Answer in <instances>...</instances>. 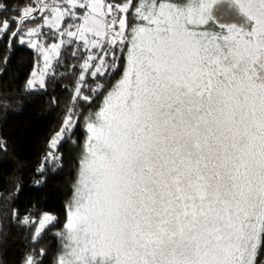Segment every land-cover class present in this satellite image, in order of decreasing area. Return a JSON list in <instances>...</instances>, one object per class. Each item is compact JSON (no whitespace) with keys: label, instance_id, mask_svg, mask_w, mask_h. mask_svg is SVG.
Wrapping results in <instances>:
<instances>
[{"label":"snow or ice","instance_id":"snow-or-ice-1","mask_svg":"<svg viewBox=\"0 0 264 264\" xmlns=\"http://www.w3.org/2000/svg\"><path fill=\"white\" fill-rule=\"evenodd\" d=\"M45 10L58 38L47 48L32 39L38 28L22 30L33 11ZM8 33L37 49L45 69L65 44L88 53L50 139L52 162L62 160L53 150L76 127L75 101L90 104L105 89L99 81L90 87L85 74L110 76L125 61L85 118L53 264H261L264 0H40L19 20L0 21V36ZM56 220L43 214L33 240ZM25 264L41 261L29 255Z\"/></svg>","mask_w":264,"mask_h":264},{"label":"trees","instance_id":"trees-1","mask_svg":"<svg viewBox=\"0 0 264 264\" xmlns=\"http://www.w3.org/2000/svg\"><path fill=\"white\" fill-rule=\"evenodd\" d=\"M36 2L38 0H0V5L4 6L0 21L19 20L21 13L34 7ZM115 2L123 3V0ZM43 21L44 14L34 11L22 30L39 25L44 28ZM16 28L17 23L12 22L11 29ZM42 30L40 39L44 44L58 41L55 29ZM9 37L10 33L0 36V264H25L29 255L41 264H53L60 246L54 233L65 223L78 160L84 152L85 118L98 108L104 92L121 76L124 59H120L119 69L110 76L93 78L85 74L86 84L94 88L99 81L105 89L90 104L79 98L75 101L79 113L76 127L55 150L57 156L62 154V160L52 162L46 159L50 139L65 119L86 52L78 43L63 45L51 72L44 78L45 86L29 87L27 81L39 64L40 54L15 38L10 42ZM74 50L77 51L75 57L71 55ZM82 92L91 95L88 88ZM44 213L54 215L57 220L46 227L37 242L33 235ZM25 218L36 224L25 223ZM41 249L45 250V255H41ZM263 260L264 252H261V263Z\"/></svg>","mask_w":264,"mask_h":264},{"label":"rangeland","instance_id":"rangeland-1","mask_svg":"<svg viewBox=\"0 0 264 264\" xmlns=\"http://www.w3.org/2000/svg\"><path fill=\"white\" fill-rule=\"evenodd\" d=\"M47 2H51V0H47ZM39 3H40V0H38V3L36 2V5L34 6L35 8H38L39 7ZM57 3H60V0H57ZM34 12V11H33ZM32 12V13H33ZM39 13H42V14H44V17L45 16H48L49 15V13H48V11L47 10H45V11H39ZM42 25H44L45 27L43 28V27H40L41 25H39V26H36V27H31V28H38L39 29V31H40V33H43V30L42 29H46V27H48L46 24H44V21H43V23H42ZM61 27H62V25H61ZM28 29V28H27ZM26 30V29H25ZM41 35L42 34H40L39 36H33L32 37V39H34V40H38V42L40 43V44H42V45H44L45 46V48H47V46L48 45H50V44H52V43H56V42H58V41H56V42H51V43H49V44H44V42L40 39L41 38ZM25 40L27 41L28 39H29V37L27 36V35H25ZM63 39H67L66 37L65 38H63ZM35 49V48H34ZM37 50V49H36ZM38 51V50H37ZM94 52L96 51L95 49L93 50ZM40 54V53H39ZM88 55V53L86 52V56ZM57 57L55 56V54L54 53H51L50 52V61H51V65H52V67H53V64H54V61H55V59H56ZM124 64H125V61H124ZM52 67L51 68H49V69H45L44 68V61H43V57L40 55V61H39V64L38 65H36V67L34 68V70L32 71V73H31V76L29 77V79H28V81L30 80V79H32V80H34L36 83H35V87L36 86H39V79H40V72L41 71H43L44 73H45V75H44V77H43V79L45 78V76L49 73V72H51V69H52ZM123 71H124V69H123ZM36 73V76H33V73ZM120 78V77H119ZM118 78V79H119ZM27 81V82H28ZM28 85V84H27ZM97 110V109H96ZM95 110V111H96ZM75 122H76V117H74V120H73V123L75 124ZM86 120H85V123H84V129H85V140H84V145H85V141H86V135H87V132H86ZM69 134L70 133H68L67 134V136H69ZM53 152L56 154V152H55V150H53ZM79 169V168H78ZM77 182V177H76V179H75V182H74V184ZM72 197H73V195H72ZM72 197H71V199H72ZM44 214H50V213H44ZM26 219H28V218H25L24 220H26ZM42 219V218H41ZM29 221L31 220V219H28ZM39 222V221H38ZM37 226H38V223H37ZM36 226V227H37ZM261 264H264V260H263V262L261 263Z\"/></svg>","mask_w":264,"mask_h":264},{"label":"water","instance_id":"water-1","mask_svg":"<svg viewBox=\"0 0 264 264\" xmlns=\"http://www.w3.org/2000/svg\"><path fill=\"white\" fill-rule=\"evenodd\" d=\"M231 19H235V20H240L242 19L241 17L237 16L235 13L232 14V16L230 17Z\"/></svg>","mask_w":264,"mask_h":264}]
</instances>
